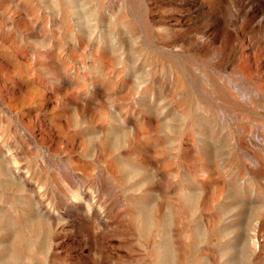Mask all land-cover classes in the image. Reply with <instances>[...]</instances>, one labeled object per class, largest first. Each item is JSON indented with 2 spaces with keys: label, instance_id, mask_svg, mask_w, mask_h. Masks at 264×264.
I'll return each instance as SVG.
<instances>
[{
  "label": "rangeland",
  "instance_id": "rangeland-1",
  "mask_svg": "<svg viewBox=\"0 0 264 264\" xmlns=\"http://www.w3.org/2000/svg\"><path fill=\"white\" fill-rule=\"evenodd\" d=\"M0 264H264V0H0Z\"/></svg>",
  "mask_w": 264,
  "mask_h": 264
}]
</instances>
